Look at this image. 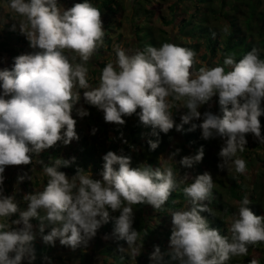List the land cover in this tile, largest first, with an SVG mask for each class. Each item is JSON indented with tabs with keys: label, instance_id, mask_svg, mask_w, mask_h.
I'll list each match as a JSON object with an SVG mask.
<instances>
[{
	"label": "clouds",
	"instance_id": "clouds-1",
	"mask_svg": "<svg viewBox=\"0 0 264 264\" xmlns=\"http://www.w3.org/2000/svg\"><path fill=\"white\" fill-rule=\"evenodd\" d=\"M9 6L22 18L18 26L32 51L15 57L11 70H0V264H22L24 260L32 264L37 235L34 227L45 244L55 246L59 240L62 246L75 250L87 247L109 220L114 221L113 237L128 245L118 247V251L130 250L138 256L142 244L137 241L143 238L133 228L132 205L148 204L160 210L171 193L189 179L185 174L177 181L171 167L179 149L163 159L167 166L155 169L150 165L133 168L131 158L122 150L121 155L108 151L102 157V179H93L91 171L81 167L71 177L58 170L61 165L74 163L75 157L58 158L51 166L40 161L47 184L42 191L24 194L27 209L21 210L15 194H4L5 166L28 165L32 162L30 153L39 154L58 141L68 145L79 139L71 113L81 99V89L84 102L102 110L105 122L123 125L122 117L136 114L142 125L152 128L153 135H158L156 129L167 134L174 126L181 131L183 125L202 119L200 124L191 123L189 131L199 128L205 140L223 139L218 154L222 171H231L234 166L236 173L246 172V162L233 159L238 151H244L246 134L264 143L258 119L264 115V59L258 49L253 48L239 61L234 53L228 54L223 63L229 71L222 66H204L193 74L190 69L196 52L190 48L164 43L159 48L149 45L126 52L117 46L116 60L106 64L98 86L93 87L87 79L86 64L103 43L98 8L88 0L67 10L58 0H9ZM16 27L13 24L11 30ZM65 49L77 55L70 58ZM214 96H218L221 114L205 111L201 116L198 108L209 104ZM173 107L188 109L181 115L180 124L173 118ZM77 114L83 117L89 113L81 107ZM148 144L155 150L159 140H149ZM203 156L201 147L196 155L185 156L179 163L190 168ZM25 177L31 180L25 173L18 176V183ZM213 187L209 172L196 176L182 189L190 207L171 213V254L180 264H225L231 257L247 255V245L264 242V216L251 211L247 195L230 217V236L209 226L200 213L215 215L203 203L210 202ZM109 209L119 211V216H110ZM15 214L18 219L11 220ZM32 219L39 224L34 226ZM149 258L157 264L162 260L158 246ZM250 264L259 262L253 259Z\"/></svg>",
	"mask_w": 264,
	"mask_h": 264
},
{
	"label": "trees",
	"instance_id": "trees-1",
	"mask_svg": "<svg viewBox=\"0 0 264 264\" xmlns=\"http://www.w3.org/2000/svg\"><path fill=\"white\" fill-rule=\"evenodd\" d=\"M166 1L168 3V9H169V16L161 15V19L167 26H171L172 30L174 32L171 33L168 32L166 29L158 28L156 31L159 33L165 34V37L160 35L158 39L154 32L155 29L151 25H148V22L151 21V18L154 17L155 9L159 8L161 4ZM61 0H58V4L61 5ZM84 0H73L72 3H67L64 7L65 10L68 8H71L77 3H83ZM88 2L98 8L101 12H105L107 15L109 13H113L116 11L119 6L122 11L124 9L123 0L118 3V0H88ZM130 11L132 15H136L137 17V23H140L143 21L142 26H137V29L145 30L148 32L146 38L149 40V45L153 47H161L164 43H170L179 45V42L176 41L177 35L180 36L184 42L185 48H190L197 52L199 50V46L204 47V52L201 53L200 58L205 61H210L211 58H213L216 55V52L218 50L221 51V55L219 59L215 63L209 62V68H213L216 66H222L225 68V71L231 70L229 66L224 65V59L228 54L234 53L235 59L239 61L243 57L244 54L251 51L253 48L258 49L259 56L261 59H264V0H128ZM115 10V11H114ZM113 11V12H112ZM140 17L142 19H140ZM102 21L105 19L101 18ZM132 22L136 23L135 21ZM223 19L224 21H227V31L225 29H220L221 27H217L215 21ZM256 20V24L254 25L255 30L252 27V21ZM1 21V16H0ZM136 23V24H137ZM4 24V23H3ZM6 27L0 28V45L2 44H9L11 47H15V45L19 42H24V44L20 45V49L17 51H14L12 55V51H7L6 49V56H10V59H13L16 56L26 54L32 51V49L26 44V40L23 38V34L19 30H11L12 25L5 23ZM8 24V25H7ZM133 23L131 24L130 28L132 27V30L135 29ZM11 25V27H10ZM192 26V27H190ZM191 28L188 31V28ZM104 28V27H103ZM186 28V29H185ZM19 31V32H18ZM9 34L11 36L10 38L6 37V34ZM139 33V32H138ZM175 35H172L174 34ZM152 36L150 37V35ZM136 36V34H134ZM139 36V34H137ZM137 37V36H136ZM150 37V38H149ZM104 39L108 38L105 36ZM139 38V37H138ZM144 38V39H146ZM220 38L222 39L221 41ZM142 39V38H140ZM143 39V40H144ZM111 38H108L106 40L107 46H104L103 43L97 48L95 51L98 52V54H93V60L89 62H94L93 64H88L87 69L89 70V67L92 70L99 71L101 68H104L106 64L101 59L104 51L110 50L112 48V42ZM121 40V34L118 33V35L115 37L114 42L117 41L119 43ZM137 40V38H136ZM175 40V41H174ZM202 40V41H201ZM140 41V40H139ZM138 42V40H137ZM221 42V43H220ZM13 43V44H12ZM11 44V45H10ZM26 45V47H23ZM141 50L144 49V46H140L139 42L136 44ZM221 46V47H220ZM182 47V46H181ZM122 48V47H121ZM5 50V48H4ZM103 52V53H101ZM64 53L67 56H75L77 55L75 52H73L70 49H65ZM105 54V53H104ZM5 55L2 52V48H0V70H3L7 68L10 65H14V59L12 61H8L4 59ZM100 58V60L98 59ZM6 61V62H5ZM77 62H79L78 56H77ZM98 65V66H97ZM8 69V68H7ZM97 73V72H94ZM95 76V74L93 75ZM98 81L97 79H94ZM80 101L77 103L79 104ZM216 106V113L217 115H220V107L218 103V96L217 100L215 101ZM86 105V103H85ZM84 105V106H85ZM262 108H264L261 105ZM76 106L73 107V111L77 110L75 109ZM87 108H89L87 106ZM91 112L89 115H95L97 117V121L95 122V125L97 126V131L95 134L92 133V138L89 139L91 142H89L87 135H82L79 137V140L77 141V144L74 145V149L71 150L70 155L63 156V160H70L72 157H75L77 160V166L74 168H68L70 174L76 172L77 167H81L84 170H88L90 168L89 164H91L92 169L91 173L96 174L95 176L99 175V168L103 169V159L102 157L108 152L112 151L116 153L117 155H121V150L123 151V155L129 156L131 158V167H139L141 165H150L153 169L157 167L163 168V166L160 163V154L166 150L167 143L166 140V134L163 132H160L159 129H156V132L158 135H153L152 128L150 126L145 127L141 124L139 121V117L136 114H133V122L131 119H129V116H124L122 119L125 120V124L123 125H109L108 122H105L104 115L101 119V122L99 121V114L103 113L102 110L97 109L95 106L90 107ZM173 112V116L177 118V111L173 107L170 109ZM90 111V110H89ZM140 109H137V112H139ZM98 112V115L96 114ZM104 114V113H103ZM86 118V116H83ZM175 118V119H176ZM261 126H264V115H261L259 118ZM191 127V123L183 125V129L180 131L183 134L182 141H185L187 146H189L190 150H194L193 154L196 155L201 147H203L204 156L203 160L204 162H207V160H216L217 157L210 154V148H212V145L210 142L206 141L202 138L201 129L197 128L194 131H189ZM81 130V129H80ZM114 132L116 135H118V138L116 141H113V139H110L109 132ZM63 131V130H62ZM127 131V134H126ZM99 133H103L105 139H99L98 135ZM129 136L126 139H122L121 136ZM174 134V131L171 134ZM122 140V141H121ZM152 140L153 142L159 140L158 147L155 150H150V146L148 144V141ZM59 142V141H58ZM223 143H217L215 146L218 148L219 152L222 147ZM80 146V147H79ZM257 146H259V143H257ZM54 147H51L49 149L41 151L39 154L36 153H30L32 162H33L42 169L43 165L40 163V161L43 162V164H47L51 166L54 164L55 159L52 157V153L54 151H51ZM98 149L101 152L98 153ZM57 153V157L60 158L61 152L58 150L55 151ZM86 153V154H85ZM245 157L247 155L243 154ZM71 157V158H70ZM70 158V159H68ZM36 161H33V160ZM81 159L83 162H81ZM234 159V158H233ZM246 162V167L248 168L251 165V158L249 157L248 161ZM30 164L25 166H30ZM118 167V166H117ZM59 169H62L60 167ZM24 170V169H22ZM32 170V169H31ZM30 170V171H31ZM19 176L25 174L24 172H18ZM3 176H5V172L3 173ZM27 176H30L29 173H27ZM94 175L92 177H95ZM25 179L21 181L20 183L25 188V194L33 193L35 191H38V188L34 187V185L38 186L37 181L35 180V183H33L32 179ZM48 178V177H47ZM98 179V178H93ZM9 178H6L3 182V189L5 195H13L15 194L16 200L18 199V193L14 192V189L5 187V185L8 183ZM48 179H44V182H47ZM216 182L221 183V179H216ZM30 185V186H29ZM185 184H180V186L174 190L171 195L169 196L166 203L162 206V208L159 210L160 212L165 209H171V210H177L181 206L182 202H188L189 198L186 197L182 191L183 187H185ZM227 192L229 194V197L236 200L241 201L245 195L251 200L250 205L248 207L251 209V211L257 215V216H264V170L260 169L256 173V178L253 181L252 184L248 185L246 181L243 179H231L228 187ZM221 193L217 189H212V196L210 199V202L205 201V204H208V206L214 211L215 215H211L207 212L200 213L203 217H205L208 222L209 226L212 228H216L220 231L221 235H227L230 236L229 228L226 226L225 223V217L224 215L227 213H233L236 212L235 209L229 205H226L227 203L223 202L221 200ZM19 202V201H17ZM137 209L139 210V215L136 216L134 219L133 228L140 232L142 240H138L137 242L147 244L148 240L153 238V235L155 232H159L158 229L163 225L164 219H157L153 221V219H146L145 211L143 208L146 204H135ZM133 207H135L133 205ZM136 210L133 209V213ZM158 211V212H159ZM119 213V211H117ZM224 213V214H223ZM120 214V213H119ZM137 214V213H135ZM164 218V214H161ZM160 215V216H161ZM13 215L10 219L14 220ZM160 218V217H159ZM160 221V222H159ZM31 223L34 226H37L39 224V221L36 219H32ZM110 228L114 229V221L109 220L108 223L103 224L99 229L102 233H105ZM37 234L39 237L41 235L37 231ZM98 239H100L98 237ZM101 240V239H100ZM122 244H127L124 240H118ZM57 242V241H56ZM55 242V246L59 243ZM34 249L36 255H40V257H35V260L38 262L37 264H49V260L45 259L46 257L50 259L51 264L54 262H60L61 257L58 256V254L55 253L56 248L55 246L47 245L43 241L39 242L38 239H35L33 242ZM264 245V242H258L256 244H249L247 245V255H239L231 257L228 261L225 262V264H250V261L252 260L251 257V251L253 249L260 252L261 257L257 260L259 264H264V247L261 246ZM65 248H70L67 246H64ZM68 252V250H67ZM69 256L66 257V260H68L67 264H74L73 261H71L69 258H74L77 261V264H92L90 262L91 255H88L85 251H83V246L76 248L75 250L72 249L71 252H69ZM146 254H151L149 250H143L140 252L138 256H135L136 261H138V264H152L151 262H148V256ZM100 255L104 257L105 263L108 262L109 259H111L110 263L108 264H125L131 258V255L127 252H119L115 249L112 245H104L100 249ZM63 260V261H66ZM166 263H168L166 261ZM76 264V263H75ZM169 264V263H168Z\"/></svg>",
	"mask_w": 264,
	"mask_h": 264
},
{
	"label": "rangeland",
	"instance_id": "rangeland-1",
	"mask_svg": "<svg viewBox=\"0 0 264 264\" xmlns=\"http://www.w3.org/2000/svg\"><path fill=\"white\" fill-rule=\"evenodd\" d=\"M61 1H62L61 6L64 8L67 3H70V2L72 3L73 0H61ZM121 1L122 0H118V3H120ZM167 1H172V0H167ZM123 5H124L123 6L124 9L122 11H120L121 8L119 6H117L118 8L116 9V11L114 10L115 12L112 11L113 13H109L108 15L105 12H103L101 14V18L105 17V19L102 21L103 27H104L103 28L104 36L106 34V37L113 39V40H111V42L113 43L112 48L110 50L106 49V51H104L105 54L103 52H101V53H103L101 59L104 61L105 64H107L109 62H114L116 60L115 49L117 48V46H119L120 48L122 47V49L126 50V52L129 50L135 51L137 49H140L138 46H136V44L138 42H139L140 46H144V48L146 46H149V40L146 38V36L148 34V32L145 31L146 29L140 30V29L136 28L137 26L141 27L143 24V21L140 23H137L138 21H137L136 15L131 14L128 0H123ZM167 6H168V3L166 1H164L159 8L155 9L154 17H152L151 21L148 22V25H151L152 27H154L155 31L158 28H163V29L167 30V33L170 31L172 33L174 32V30H172L171 26L165 25V23L161 19V15L169 16L170 11H169ZM0 16H1L0 28L6 27L5 23L11 24L12 26H13V24H16L17 25L16 29L20 31L18 24L22 18L20 16H18L16 13H14L13 10L10 8L9 0H0ZM132 18H135V19H133V21H135V22L137 21L136 22L137 24L132 22ZM140 19H142V18L140 17ZM132 23H133V25L136 24V26H134L135 27L134 30H132V27L130 28ZM215 23H216L217 27H221L220 29H226L227 28V21H224L223 19H221V20L219 19V20L215 21ZM255 24H256V20L253 19L252 27L254 30H255V28H254ZM11 25H10V27H11ZM142 27H144V25ZM190 27H192V26H190ZM190 27L188 28V31L191 29ZM118 33L121 34V40L119 43H117V41L114 42V39L118 35ZM154 33L157 36L156 37L157 39L160 35H162L163 37H165V35H166V33L162 34V33H159L158 31H156ZM9 34L10 33L6 34V37L10 38L11 36H9ZM134 34H136L137 37ZM137 34H139V36ZM0 35H1V33H0ZM172 35H175V33ZM151 36H152V34L150 35V37ZM23 38L26 40V44L28 45L29 41L27 40L25 35H23ZM108 38H106V39L103 38V45L104 46H107L106 40ZM136 38H137L138 42H137ZM140 38H142V39H140ZM144 38H146V39H144ZM221 40L222 39L220 38L219 41H221ZM176 41L179 42V44L182 47H184L185 40H183L180 36L177 35ZM21 44L23 45L24 42L17 43L14 48L9 46L8 43L5 45L4 44L0 45V48H2V52L5 55L4 59L7 60V62L12 61L15 57L13 59H10V56L7 57L6 56L7 54H5L6 49H7V51H12L10 54V55H12L13 52L17 51L18 49H20V51H21V48H20ZM23 47H26V45H24ZM4 48H5V50H4ZM203 52H204V47L201 45V46H199V50L196 52V57L194 59V63L192 65V68L190 69V72H192L193 74L197 73L200 67H204V66L208 67L210 61L212 64L215 63L221 55V51L218 50L216 52V55L213 58H211L210 61L204 62L200 58V55ZM96 54H98V52H96L94 55H96ZM69 57L71 58V56H69ZM98 59L100 60L99 57H98ZM91 60H93V55L89 61H91ZM89 61L86 64L87 67H88V64L94 63V62H89ZM7 68L9 70H11L12 65H10V67L8 66ZM102 69L103 68H101L99 71H96V70H92V67H91V69L89 67L87 79H88V82L93 87L98 86V84L100 82V76L102 73ZM94 72H97V73H94ZM94 74H95V76H93ZM94 79H97L98 81H96ZM0 91H2V90H0ZM83 91H84L83 89L80 90L81 102L79 104L75 105L76 106L75 109H79V108L83 107L88 113H90L91 112L90 107L92 105H89L87 103L85 105V102L83 99ZM169 99L171 100V98H169ZM216 100H217V96H214L212 98V100L209 102V104H204L198 108V111L201 113V116H203V113L205 111H211L213 114L217 115L216 109H215L216 108V106H215ZM180 103L181 102H174V104H176V105H179ZM263 103H264V101L261 102L262 106H263ZM87 106L89 108H87ZM175 110L177 111L178 114L176 115L177 118L174 116H173V118H174L176 124H180L181 123V120H180L181 115L187 113L188 109L180 108L179 110H177L175 108ZM96 114L98 115V112ZM71 115H72V118L76 121L75 131H76L78 137L85 134V135H87L88 140L91 139L93 129H95L97 131V126L95 125V122L97 121V117L95 115L90 116L89 114L86 115V118L81 117L77 114V110L73 111L71 113ZM103 115H104L103 113L99 114V116H100L99 121L100 122H101V119L103 118ZM129 119H131V121L133 122L134 121L133 115L129 116ZM103 120L104 119H102V121ZM190 123L200 124V123H202V119L201 120H193ZM114 124L115 123H109V125H114ZM173 131H174V134L171 137V134ZM126 134H127V131H126ZM201 134H202V132H201ZM97 135H98L100 140L105 139L103 133H99ZM261 135L264 136V126H261ZM128 136H129V134L126 136H121V137H122V139H126ZM109 137H110V139H113V141H116L118 138V135H116L114 132L111 131V132H109ZM182 137H183V134L180 131H176L175 126L173 127V129H171L166 134V138H167V140L165 142V143H167L166 148H165L166 150H164L160 154V158H159L161 165L163 167L167 166L165 164L164 160H167L172 153L176 152V150L179 149L178 154H176L172 158L173 163L171 164V167L173 168V171L177 177V181H179L181 178H183L185 176V174H187V176L189 177V179L185 183V185L187 186V184H190L194 181V178L196 176L202 175L205 172H209L213 177V183H214L213 189H217L221 193V196H220L221 200L223 202L227 203L226 205L233 207L236 211V212L227 213L224 215L226 226L229 228L230 227V217L234 213L238 212L240 202L229 197V194L227 192V187H228L231 179H233V178H235V179L241 178L244 181H246V183L248 185H250L255 180L257 171L260 169L264 170V143H259V141L254 137L253 134H251V133L246 134L247 144L244 148V151L243 152L238 151L236 154V157H234V159L235 158H241L244 161H248V159L250 157L252 162L248 168L246 167V172L244 174H239V173L235 172L234 166L232 167L231 171H227V169H224L222 171L218 168V164L223 162L222 158L218 155L219 150L215 146V144H217V143H224L223 139H221L220 137H215V138H211V139L206 140V141L210 142V144L212 145V148H210V154L216 156L217 157L216 160H209V161L207 160V162H204V160L202 159V161H200L198 163H194L192 165V167H190V168L182 166L179 163V161L183 157L194 156V154H193L194 150H192V151L190 150L189 146H187L185 141H182ZM78 140H73L68 145H64L60 141L57 142L53 146L54 148L51 150V151H54L51 154L52 157L59 158V157H57V153L55 152L56 150L61 152L59 159H64L63 156H65V155L69 156L71 150L74 149V145L77 144ZM89 142H91V140H89ZM257 143H259V146H257ZM98 153H100V155H101V152L99 151V149H98ZM244 153L247 155V157H245L243 155ZM70 158H68V159H70ZM33 161H36V160L34 159ZM81 162H83L82 159H81ZM75 166H77V160L76 159H75L74 163H71L67 167L61 165L62 169H58V170L65 172L69 177H71V176L75 175V173L70 174L68 168L71 169V168H74ZM89 166H90V168H88V170H85V171H91V169H92L91 164H89ZM22 169H24V170H22ZM102 170H103L102 168H99V173ZM20 171L24 172L26 174L29 173L33 183H35V180L37 181L38 186L34 185V187L38 188V191L43 190V188L47 184V182H44V179H48V178H47V176H45L43 174L42 169L40 167H38L34 162L32 164H30V166H25V165H8V166H5L4 178L5 179L9 178L8 183L5 185V187L11 188L12 190L14 189V192L18 193L17 201H19L18 202L19 207L21 210H26L27 209V203L23 201V196L25 194V188L22 186V184L20 182L18 183V176H19L18 172H20ZM91 175L95 176L96 174L91 173ZM92 178L102 179V177L100 175L92 177ZM26 179H28V178H26ZM216 179H221L222 182L221 183L216 182ZM134 206L135 207H133V205H132V208L134 210H136L134 212V219H135L136 216L139 215V210L137 209L136 205H134ZM188 207H190L189 201L188 202H182L181 206L177 210H182V209L187 210ZM143 209L145 211H147V213H145L146 219H148V218L153 219V221H155L157 219H164V220L162 221L163 225L161 227H159V229H158L159 232H155V234L153 235V238L148 240L147 244L137 242V244H142L141 251L149 250L152 253L154 251V246H158L160 248L161 255H162V260L159 262V264H168V263L169 264H180V261L178 259L173 258L172 254H171L172 250L170 248V236H171V230H172V226H173L171 213L174 211H177V210L165 209V210H162L160 212L159 210H155L151 205H148V204H146ZM109 212H110V216H113V217L119 216V213L117 211L112 212L109 209ZM135 213H137V214H135ZM161 214H164V218ZM15 219H18V214H16V216H14V220ZM134 222H133V224H134ZM34 230L37 232L38 228L34 227ZM49 230H50V227L46 228L44 234H47V232ZM113 231H114V229L110 228L105 233H102L100 231V229H98L95 237L89 241L88 246L83 247V251H85L88 255H91L90 262L92 264H108V263H110L111 259H109L108 262L105 263V261L103 260L104 257L100 255V249L106 244L114 246L116 250H118V247H120V246H123L124 248L128 247L127 244H122L115 237H113V235H112ZM105 236H108L109 238L105 239ZM98 237L101 240L98 239ZM35 239H38L39 242L43 241L42 237H39L38 234L36 235ZM58 241L59 240H57V242ZM33 247H34V245H33ZM261 247L263 248L264 245H262ZM55 248H56L55 253L61 257V261L55 262V260H54V262L52 264H67L68 260H66V257L70 255L69 252L72 251V248H65L60 243L58 245H56ZM67 250H68V252H67ZM34 252H36L35 249H34ZM126 252L131 255V258H129V260L127 262H125V264H138V261H136L135 256H133L131 254V251L128 250ZM250 254H251L252 260L253 259L258 260L261 257L260 252L255 250V249H253ZM146 255L148 256V262H151L152 264H157V262L152 261L149 258L150 254H146ZM35 257L38 258V257H40V255H36V253H35ZM69 259L71 261H73L74 264L75 263L77 264V261L74 258L73 259L69 258ZM63 260H66V261H63ZM166 261L168 263H166ZM37 263L38 262L36 260L32 261V264H37ZM22 264H28V261L24 260V261H22Z\"/></svg>",
	"mask_w": 264,
	"mask_h": 264
}]
</instances>
